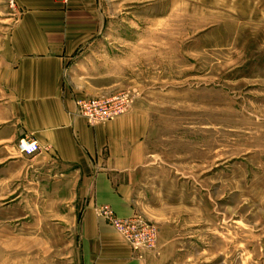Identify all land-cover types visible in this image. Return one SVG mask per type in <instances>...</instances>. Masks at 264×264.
<instances>
[{"label":"rangeland","instance_id":"1","mask_svg":"<svg viewBox=\"0 0 264 264\" xmlns=\"http://www.w3.org/2000/svg\"><path fill=\"white\" fill-rule=\"evenodd\" d=\"M12 1L0 0V53ZM101 2L100 40L67 78L83 98L129 93L114 119L150 117L154 207L136 214L158 234L150 251L162 236L159 264H264V0ZM14 173L0 175V264H58L57 246H27L26 216L46 208Z\"/></svg>","mask_w":264,"mask_h":264},{"label":"crops","instance_id":"2","mask_svg":"<svg viewBox=\"0 0 264 264\" xmlns=\"http://www.w3.org/2000/svg\"><path fill=\"white\" fill-rule=\"evenodd\" d=\"M101 1L15 0L0 53V175L12 168L27 179L33 203L42 198L44 213L26 216L34 230L26 243L57 246L58 264H159L167 252L162 236L158 250H133L97 212L109 205L127 218L141 205L154 207L150 117L134 109L89 125L75 114L85 93L67 78L104 31ZM23 138L37 140L41 151L17 154Z\"/></svg>","mask_w":264,"mask_h":264},{"label":"built area","instance_id":"3","mask_svg":"<svg viewBox=\"0 0 264 264\" xmlns=\"http://www.w3.org/2000/svg\"><path fill=\"white\" fill-rule=\"evenodd\" d=\"M68 3L70 0H61ZM14 5V0L12 1ZM130 103V96L127 92H119L111 98L88 97L76 100V116L84 117L90 124L102 123L112 120L123 113ZM41 148L35 139L24 138L17 144V151L20 154H36ZM98 214H103L105 219L124 231L130 240L132 247L136 250H150L155 248L157 243V232L155 227L136 215L129 218H118L107 206L98 208ZM125 234V235H126Z\"/></svg>","mask_w":264,"mask_h":264}]
</instances>
